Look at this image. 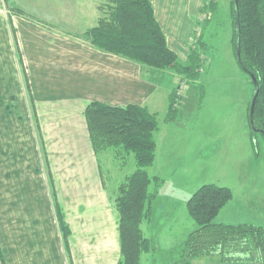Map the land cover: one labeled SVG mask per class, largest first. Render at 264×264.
Instances as JSON below:
<instances>
[{"label":"crops","instance_id":"obj_1","mask_svg":"<svg viewBox=\"0 0 264 264\" xmlns=\"http://www.w3.org/2000/svg\"><path fill=\"white\" fill-rule=\"evenodd\" d=\"M19 1L0 0V264H119V213L91 143L87 105L137 104L163 115L155 161L148 169L162 186L172 181L191 192L204 174L208 146L195 149L190 157L193 148L173 130L180 117L166 121L175 89L167 91L155 77L146 76L145 66L84 41L76 32L86 22L74 8L64 14L52 9L50 15L27 7L28 13L49 16L56 24L52 28L8 10L7 4L21 8ZM204 1L151 0L168 46L183 63ZM92 15L88 28L98 18ZM166 74L173 82L178 78L172 71ZM241 141L244 155L255 162L250 133ZM160 198L159 191L145 230L142 223L144 235L153 238L152 223L165 218V228L186 223V237L196 226L186 204L176 210L173 197L156 203ZM59 211L69 228L67 243ZM162 238L170 241L171 234L166 231Z\"/></svg>","mask_w":264,"mask_h":264},{"label":"trees","instance_id":"obj_2","mask_svg":"<svg viewBox=\"0 0 264 264\" xmlns=\"http://www.w3.org/2000/svg\"><path fill=\"white\" fill-rule=\"evenodd\" d=\"M217 4V0L213 1L211 10H216ZM231 5L234 26L232 42L237 63L252 84V91L247 90V115L253 152L259 157L261 152L257 136L260 134L264 140V0H238V11L235 0H232ZM98 7L100 15L95 25L84 32L83 40L89 45L135 61L145 66L147 71L161 74L172 71L182 81L178 86L199 80L208 57H203L207 50L206 41L202 34H196L198 22L188 61L183 63L168 46L151 0H101ZM206 9H210V6L203 4L200 14ZM16 10L22 13L21 9ZM239 47L241 61L237 54ZM250 74H254L259 83L253 121L250 107L256 87ZM178 88L170 96L166 115L168 122L176 120L180 112L174 107L180 98ZM194 88L201 96L202 87L196 85ZM84 115L107 187L108 180L100 156H111L115 165L130 156L134 158L135 169L125 175L114 189V201L119 213V264H142L143 255L156 249L154 238L144 235L142 223L151 215L161 185V180L151 177L148 172L155 161L161 122L158 115L147 106L137 104L114 106L93 101L87 105ZM232 199L231 188L206 183L187 200V212L196 226L183 244L186 264L195 258L215 254L220 255L221 261L227 264H264L263 226L248 223L232 225L216 220ZM58 217L67 243L69 228L60 211Z\"/></svg>","mask_w":264,"mask_h":264},{"label":"rangeland","instance_id":"obj_3","mask_svg":"<svg viewBox=\"0 0 264 264\" xmlns=\"http://www.w3.org/2000/svg\"><path fill=\"white\" fill-rule=\"evenodd\" d=\"M21 1H19L22 3L20 4L21 8H17L21 9L22 13L9 4L7 6L10 9H7L20 13L26 18L39 21L38 23H46L52 28L56 27V24L51 21L49 16L28 13L29 8L27 9V7L40 9L43 12L40 11L41 14H47L52 9L56 13L64 14L66 9L74 8L79 16L82 15L79 20L82 18L86 24L89 19L93 18L91 17L93 13L97 17L100 15L98 6L101 0H69L68 4L66 0ZM213 1L216 0L204 1V4L209 5L210 9L203 11V14L197 18L196 34H202L204 41H206L207 50H205L203 57H208V60L204 62V70L200 74L199 80L194 82L195 84L185 82L184 88L178 89V92L182 93L174 107L180 110L178 116L181 121L173 128L174 132L185 137L187 144L193 148L190 157L193 156L195 149L206 145L208 146L206 153L209 160L204 164V174H200L196 178L194 186L190 187L191 192H187L183 187L174 186L172 181L164 186L161 184L159 186L161 198L156 203H166V196L170 199L173 197L175 200L172 199V201L175 202L176 210H180L179 206L182 205L183 207L188 200L187 198H190L186 194L191 196L205 181L210 180L209 183L227 186L233 191V199L221 211L220 216L216 218L217 221L232 225L248 223L264 227V140L260 134L257 136L261 157H256L255 162L250 161L249 157L244 155L241 141L250 133L247 110L246 107H243V96L248 101L249 93L246 92V95L242 93L248 89L252 91V84L239 67L235 55L232 42L234 36L232 0H217V9L211 10ZM50 15L53 14L50 12ZM61 17L66 18L67 15H61ZM86 24L81 31L76 32L82 38H85L84 32L90 26ZM145 72L144 70L146 76L155 77L156 80L160 81V86L167 91L177 89L182 82L179 77L173 82V79L170 80L166 73L152 74V72L147 71V74ZM196 85L202 87L201 96H199V91L194 90ZM157 115L162 122L163 115ZM38 137L40 140L41 134L39 132ZM41 146L45 155L44 144L41 143ZM200 149L202 150V148ZM210 149H212L211 156L209 154ZM100 158L106 172L109 194L114 198L116 194L114 189L119 185V182L135 169L134 158L130 156L116 165L111 156L107 154L101 155ZM202 161L203 159H199V162ZM159 220V223H152L151 227L149 225L154 235L156 249L146 257L144 256L143 264H186V258L182 252L186 239L183 237V226L188 225L176 223L165 228V218H159ZM180 227L182 228L181 231H179ZM166 231L171 234L170 241H165L162 238V233ZM190 264L227 263L222 262L221 256L215 254L195 258Z\"/></svg>","mask_w":264,"mask_h":264},{"label":"water","instance_id":"obj_4","mask_svg":"<svg viewBox=\"0 0 264 264\" xmlns=\"http://www.w3.org/2000/svg\"><path fill=\"white\" fill-rule=\"evenodd\" d=\"M235 7H236V10L238 11V0H235ZM237 54H238L239 61H241V49H240V47L237 50ZM250 75H251V79H252V81L256 87V91L254 93V97L252 99V103H251V107H250V117H251V120L253 121L255 105H256L257 97L259 95V83H258V80L254 74H250Z\"/></svg>","mask_w":264,"mask_h":264},{"label":"built area","instance_id":"obj_5","mask_svg":"<svg viewBox=\"0 0 264 264\" xmlns=\"http://www.w3.org/2000/svg\"><path fill=\"white\" fill-rule=\"evenodd\" d=\"M182 88H184V83H183V84H181V85L179 86V88H178V89L180 90V89H182ZM181 93H182V92H180V91H179V92H178V95H180Z\"/></svg>","mask_w":264,"mask_h":264}]
</instances>
